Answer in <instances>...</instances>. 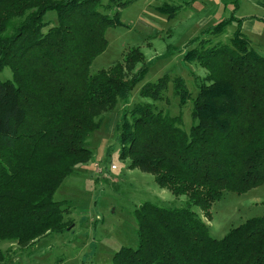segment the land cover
Instances as JSON below:
<instances>
[{
    "label": "trees",
    "instance_id": "trees-1",
    "mask_svg": "<svg viewBox=\"0 0 264 264\" xmlns=\"http://www.w3.org/2000/svg\"><path fill=\"white\" fill-rule=\"evenodd\" d=\"M127 3L0 0V72L7 66L13 72V79H0V240L26 247L72 226L65 201L54 194L91 159L86 141L101 127L102 114L127 99L148 69L135 46L122 61L91 73L108 47L106 30L121 25ZM172 6L159 9L171 16L179 8ZM236 9L186 45L184 60L208 72L197 96L182 77L172 79L181 104L193 101L188 131L180 114L152 102L139 103L118 124L120 156L129 167L152 173L161 188L187 201L182 207L140 204L138 246L121 247L113 264H264V216L214 238L193 209L210 220L224 192L242 194L264 183V56L251 47ZM48 11H55V24L44 20ZM232 23L237 27L228 43L206 37ZM170 81L163 75L141 95L162 100ZM6 255L0 248V263Z\"/></svg>",
    "mask_w": 264,
    "mask_h": 264
},
{
    "label": "rangeland",
    "instance_id": "rangeland-1",
    "mask_svg": "<svg viewBox=\"0 0 264 264\" xmlns=\"http://www.w3.org/2000/svg\"><path fill=\"white\" fill-rule=\"evenodd\" d=\"M124 1L128 3L120 8L122 23L106 30L108 47L93 61L91 73L122 61L125 53L135 46L145 54L148 69L127 99L102 114L101 127L86 141L92 151L91 159L74 168L54 194L55 200L65 201L69 209L65 221L72 222V226L62 233H49L26 247L0 240V248L7 254L0 264H113L114 254L121 247L136 248V208L145 201L163 207H182L187 196L161 188L152 173L130 168L129 159L120 156L118 124L124 114L141 102H152L163 112L180 114L181 126L188 131L193 123V101L189 98L185 105L181 104V98L174 94L172 79L182 77L192 97L197 96L198 85L205 81L208 72L198 62L184 60L186 45L205 28L229 16L235 6L236 16L244 18L242 29L251 47L264 56V0ZM166 2L175 6V10L177 6L180 8L172 17L159 9ZM44 20L55 24V11L45 13ZM253 25L261 33L253 31ZM236 27L232 23L223 32L206 37L228 43ZM166 74L171 81L162 100L153 101L141 95L145 84L157 82ZM0 79H13L9 66L0 72ZM193 209L209 224L211 236L222 238L230 228L247 219L264 216V183L242 194L224 192L214 202L210 220L196 205Z\"/></svg>",
    "mask_w": 264,
    "mask_h": 264
},
{
    "label": "crops",
    "instance_id": "crops-1",
    "mask_svg": "<svg viewBox=\"0 0 264 264\" xmlns=\"http://www.w3.org/2000/svg\"><path fill=\"white\" fill-rule=\"evenodd\" d=\"M238 17V16H237ZM240 18H243V16H239ZM244 26V21H243V23H242V27ZM252 29V28H251ZM253 31L254 30H256L258 33H261V31H260V29H255L254 28V25H253V29H252Z\"/></svg>",
    "mask_w": 264,
    "mask_h": 264
},
{
    "label": "built area",
    "instance_id": "built-area-1",
    "mask_svg": "<svg viewBox=\"0 0 264 264\" xmlns=\"http://www.w3.org/2000/svg\"><path fill=\"white\" fill-rule=\"evenodd\" d=\"M115 166V165H114ZM114 166H113V168H114Z\"/></svg>",
    "mask_w": 264,
    "mask_h": 264
}]
</instances>
